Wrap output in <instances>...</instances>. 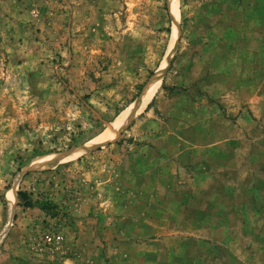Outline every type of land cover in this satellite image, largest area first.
<instances>
[{
	"label": "rangeland",
	"instance_id": "obj_1",
	"mask_svg": "<svg viewBox=\"0 0 264 264\" xmlns=\"http://www.w3.org/2000/svg\"><path fill=\"white\" fill-rule=\"evenodd\" d=\"M0 264H264V0H0Z\"/></svg>",
	"mask_w": 264,
	"mask_h": 264
},
{
	"label": "built area",
	"instance_id": "obj_2",
	"mask_svg": "<svg viewBox=\"0 0 264 264\" xmlns=\"http://www.w3.org/2000/svg\"><path fill=\"white\" fill-rule=\"evenodd\" d=\"M64 237L59 232H48L44 234L42 241L44 245H48L49 247H59L61 243L63 242Z\"/></svg>",
	"mask_w": 264,
	"mask_h": 264
},
{
	"label": "bare ground",
	"instance_id": "obj_3",
	"mask_svg": "<svg viewBox=\"0 0 264 264\" xmlns=\"http://www.w3.org/2000/svg\"><path fill=\"white\" fill-rule=\"evenodd\" d=\"M153 83V82H152ZM155 87H156V82H154V84H152V85H150L149 87H148V91H146L144 94L145 95H143L144 96V102L142 103V105L143 104H146L147 103V101L149 100V98L152 96V94H153V92L155 91ZM141 103V102H140ZM137 106H138V104H137Z\"/></svg>",
	"mask_w": 264,
	"mask_h": 264
},
{
	"label": "water",
	"instance_id": "obj_4",
	"mask_svg": "<svg viewBox=\"0 0 264 264\" xmlns=\"http://www.w3.org/2000/svg\"><path fill=\"white\" fill-rule=\"evenodd\" d=\"M148 91V90H147Z\"/></svg>",
	"mask_w": 264,
	"mask_h": 264
}]
</instances>
